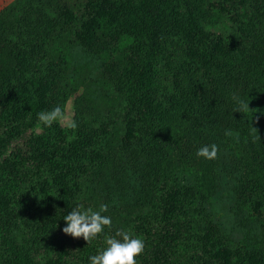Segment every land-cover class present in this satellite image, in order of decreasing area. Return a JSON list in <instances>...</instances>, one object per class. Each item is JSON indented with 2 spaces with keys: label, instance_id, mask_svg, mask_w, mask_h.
Masks as SVG:
<instances>
[{
  "label": "trees",
  "instance_id": "obj_1",
  "mask_svg": "<svg viewBox=\"0 0 264 264\" xmlns=\"http://www.w3.org/2000/svg\"><path fill=\"white\" fill-rule=\"evenodd\" d=\"M57 106L76 129L42 125ZM2 161L0 264H90L120 229L137 264H264V0L6 1ZM101 204L110 228L63 233Z\"/></svg>",
  "mask_w": 264,
  "mask_h": 264
},
{
  "label": "clouds",
  "instance_id": "obj_2",
  "mask_svg": "<svg viewBox=\"0 0 264 264\" xmlns=\"http://www.w3.org/2000/svg\"><path fill=\"white\" fill-rule=\"evenodd\" d=\"M236 107L234 112L244 113L249 108V102L241 99L235 94L232 97ZM38 120L45 127H51L58 121H66L68 128L76 129L75 120H69L60 106L52 110L41 111L37 114ZM259 120V117H256ZM254 131L258 130L253 127ZM196 155L207 160L217 158L218 146L216 144L205 145L198 149ZM107 205L101 204L99 211H94L91 207L84 208L83 205L74 207L63 217L66 226L63 233L73 238H83L87 244L101 234L104 228L112 226V220L108 216L102 215L107 212ZM106 247L96 255L90 256V264H137L136 257L143 253L145 244L141 238L133 237L128 231L117 230L114 235L105 237Z\"/></svg>",
  "mask_w": 264,
  "mask_h": 264
},
{
  "label": "rangeland",
  "instance_id": "obj_3",
  "mask_svg": "<svg viewBox=\"0 0 264 264\" xmlns=\"http://www.w3.org/2000/svg\"><path fill=\"white\" fill-rule=\"evenodd\" d=\"M6 1L8 0H0V6L2 4H4ZM8 174V166L6 161H2L0 162V179L5 177ZM223 189V190H222ZM220 191V195L219 198L217 199L216 202V208L217 210H219L221 212V217L226 225V227L235 229L236 231H239V229H243V227H239V225H237V222L234 218V216L232 214H230V210L228 207V203H227V199H226V192L224 190V188H222ZM237 227V228H236ZM241 229V230H242Z\"/></svg>",
  "mask_w": 264,
  "mask_h": 264
}]
</instances>
